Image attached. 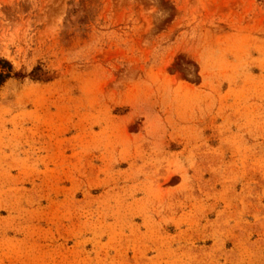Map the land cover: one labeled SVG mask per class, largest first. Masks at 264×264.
<instances>
[{
  "label": "rangeland",
  "instance_id": "rangeland-1",
  "mask_svg": "<svg viewBox=\"0 0 264 264\" xmlns=\"http://www.w3.org/2000/svg\"><path fill=\"white\" fill-rule=\"evenodd\" d=\"M0 264H264V0H0Z\"/></svg>",
  "mask_w": 264,
  "mask_h": 264
},
{
  "label": "trees",
  "instance_id": "trees-1",
  "mask_svg": "<svg viewBox=\"0 0 264 264\" xmlns=\"http://www.w3.org/2000/svg\"><path fill=\"white\" fill-rule=\"evenodd\" d=\"M3 62L4 64H6L7 65V67H10V65L8 64V62L7 61H5V60H0V62Z\"/></svg>",
  "mask_w": 264,
  "mask_h": 264
}]
</instances>
